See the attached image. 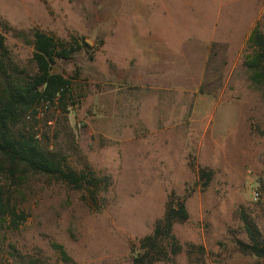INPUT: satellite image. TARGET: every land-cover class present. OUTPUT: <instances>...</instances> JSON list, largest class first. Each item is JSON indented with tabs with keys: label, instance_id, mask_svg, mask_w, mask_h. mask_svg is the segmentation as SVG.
I'll return each instance as SVG.
<instances>
[{
	"label": "rangeland",
	"instance_id": "obj_1",
	"mask_svg": "<svg viewBox=\"0 0 264 264\" xmlns=\"http://www.w3.org/2000/svg\"><path fill=\"white\" fill-rule=\"evenodd\" d=\"M259 23L264 0H0L21 68L34 67L36 31L90 44L54 67L74 106L45 113L38 132L71 169L105 179L92 199L0 171L17 214L0 223V264H131L172 193L189 213L174 226L182 251L155 264H264L240 247L244 218L264 246V84L245 67Z\"/></svg>",
	"mask_w": 264,
	"mask_h": 264
},
{
	"label": "trees",
	"instance_id": "obj_2",
	"mask_svg": "<svg viewBox=\"0 0 264 264\" xmlns=\"http://www.w3.org/2000/svg\"><path fill=\"white\" fill-rule=\"evenodd\" d=\"M2 26H0L1 28ZM250 49L245 67L255 84H264V25L257 24L247 39ZM91 46L83 38L62 40L52 34L36 31L34 34L33 69L21 68L12 59L5 36L0 33V171L14 183L28 174L47 176L73 189L93 188L92 199L97 196L105 179L92 172H77L69 167L67 158L39 135L40 117L50 111L68 113L73 107V83L54 72L58 61H69L79 51L89 52ZM209 174H201V178ZM18 184V183H17ZM16 207L11 206L5 186L0 185V223L11 219L15 223ZM24 220L22 216H18ZM189 219L186 197L172 193L164 216L156 222L151 234L132 246L131 264L173 262L181 253L174 234V226ZM251 244L240 242L243 251L264 259V246L257 229L244 218ZM0 224V226H1Z\"/></svg>",
	"mask_w": 264,
	"mask_h": 264
}]
</instances>
